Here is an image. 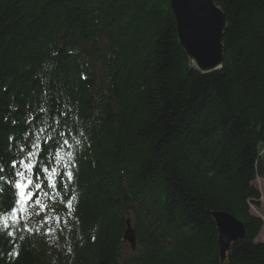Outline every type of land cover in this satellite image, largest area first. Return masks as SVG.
<instances>
[{"label": "trees", "instance_id": "1", "mask_svg": "<svg viewBox=\"0 0 264 264\" xmlns=\"http://www.w3.org/2000/svg\"><path fill=\"white\" fill-rule=\"evenodd\" d=\"M213 2L223 65L202 75L169 0H0V175L31 151L41 184L0 264H264V0ZM214 212L245 229L223 259Z\"/></svg>", "mask_w": 264, "mask_h": 264}, {"label": "water", "instance_id": "2", "mask_svg": "<svg viewBox=\"0 0 264 264\" xmlns=\"http://www.w3.org/2000/svg\"><path fill=\"white\" fill-rule=\"evenodd\" d=\"M169 6L175 20L177 41L189 68L202 75L221 71L224 58L222 38L227 30L222 10L213 0H169ZM211 216L223 259L230 245L245 236V229L227 213L214 212ZM124 238L134 249L135 239L130 231Z\"/></svg>", "mask_w": 264, "mask_h": 264}, {"label": "snow or ice", "instance_id": "3", "mask_svg": "<svg viewBox=\"0 0 264 264\" xmlns=\"http://www.w3.org/2000/svg\"><path fill=\"white\" fill-rule=\"evenodd\" d=\"M14 124L16 123L15 120L12 121ZM68 141L64 140L63 144H67ZM34 147H39L38 145H34ZM33 153L31 151L27 154V161L24 159L17 162L13 160L11 162L10 168L11 172L5 178L4 175H0V191L4 190V183H7L9 188L11 189V194L13 196V207L9 210V212L5 214H0V229H3V235L6 236H13L14 233L8 231L11 227H13L17 223H21L20 216L21 214L27 211V206L29 202L32 200L34 195L33 191H31L32 187H35L37 190L41 188V184L34 183L32 179L33 175V168L36 166L31 161ZM60 153L59 151L55 152V159L59 160ZM17 163H19L20 167H17ZM5 172V166L3 163H0V173ZM43 172H49L48 168H44ZM51 173H56V169H51ZM72 173L68 172L67 177L69 179L72 178ZM38 179V178H37ZM48 187H55V184L51 182V178H49ZM34 203L39 205V200H36ZM23 239V237H20Z\"/></svg>", "mask_w": 264, "mask_h": 264}, {"label": "rangeland", "instance_id": "4", "mask_svg": "<svg viewBox=\"0 0 264 264\" xmlns=\"http://www.w3.org/2000/svg\"><path fill=\"white\" fill-rule=\"evenodd\" d=\"M253 185H255V187L258 189L260 194V199H259V207L257 208L251 206L250 212L252 215L261 217L264 221V181L261 179H256ZM262 240H264V225L257 241H262Z\"/></svg>", "mask_w": 264, "mask_h": 264}]
</instances>
